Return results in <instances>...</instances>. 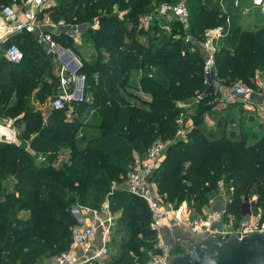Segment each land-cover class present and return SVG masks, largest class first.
Masks as SVG:
<instances>
[{"label":"trees","instance_id":"16d2710c","mask_svg":"<svg viewBox=\"0 0 264 264\" xmlns=\"http://www.w3.org/2000/svg\"><path fill=\"white\" fill-rule=\"evenodd\" d=\"M10 1L0 0V5ZM180 1L58 0L50 7L56 21L60 17L70 26L86 23L85 32L97 51L88 61L64 30L53 36L83 62L87 100L73 103L77 118L62 115L67 107L51 108L45 118L33 104V90L41 91L35 97L41 102L42 92L52 85L48 78L56 88L58 82L53 61L36 36L19 32L5 42H15L20 49L26 45L27 50L17 63L0 54V117L16 118L19 139L0 141V264H38L43 257L67 251L76 224L70 206L99 209L104 201L127 222L122 237H135V257L126 256L122 264L144 263L155 240L150 212L142 198L121 184L137 155L158 138L174 139L152 176L168 200L178 204L184 198L199 210L218 196L223 182L231 188L228 207L237 219L246 194L257 195L254 204L264 209V136L249 144L245 130L206 127L204 114L211 108L205 105L211 106L219 94L200 97L206 87L205 52L198 45L210 29L223 27V36L217 44L214 40L217 79L228 86H253L255 70L264 67V16L256 28H243L235 22L229 0H185L190 13L186 28L176 21L170 31L153 24L155 20L146 27L139 24L159 3ZM67 3L77 7L65 8ZM227 16L230 24L225 23ZM187 35L192 39L186 41ZM135 72L139 77L131 78ZM193 107V127L186 130V138H175L182 126L179 117L184 124ZM85 108L96 114L83 125L79 116ZM60 148H69L70 158L54 165Z\"/></svg>","mask_w":264,"mask_h":264},{"label":"built area","instance_id":"2783aa9c","mask_svg":"<svg viewBox=\"0 0 264 264\" xmlns=\"http://www.w3.org/2000/svg\"><path fill=\"white\" fill-rule=\"evenodd\" d=\"M53 1L11 0L9 3L0 5V52L7 61L19 62L23 56L20 47L15 42L7 43L4 46L5 42L9 40L10 36L19 32L34 34L37 41L45 46V53L58 65L55 73L58 79L57 89L51 99L50 107L60 110L73 103L87 100L85 96L86 74L82 71L83 62L77 52L71 47L61 44L50 32L41 30L39 13ZM228 4L235 11L236 18L239 15H255L257 13L264 15V0H229ZM223 9L226 12V8L223 7ZM189 18V8L185 0L173 4L161 2L152 13L142 15L139 24L146 27L152 20H155L153 24H159L162 29L170 31L171 22L176 21L186 28ZM65 26L64 21L59 20L52 27ZM223 34V27L210 29L206 33V38L198 43L205 52L203 70L209 65H214V40ZM185 39L189 41L192 38L187 35ZM257 83L260 84V80H257ZM251 92V87L237 82L233 83L228 90L221 92L218 99L229 102L247 96ZM1 118L0 137L11 141L15 140L16 133L13 126L16 118ZM166 145L167 143L159 141L149 146L144 155L136 158L131 164L124 182L121 184L128 193L145 201L151 217L150 228L155 233L153 251L149 253L144 263L137 264H170L171 253L177 249L179 240L182 238L202 240L208 235L225 238L230 233L264 232V221L260 218L252 221L242 217L237 219L229 211L228 206L232 201L231 188L226 189L223 182L218 184V196L210 198L208 203L199 210L191 207L185 201L178 206H172L164 204L162 199H158L152 190V176ZM223 193L225 194L222 195ZM107 207V201L100 209L82 207L84 209L82 214L77 207L81 223L75 224L71 228L69 249L43 264H100L101 259L108 254V236L113 224V216ZM181 230L183 235L178 237L176 242L171 241L173 233Z\"/></svg>","mask_w":264,"mask_h":264},{"label":"rangeland","instance_id":"374dc122","mask_svg":"<svg viewBox=\"0 0 264 264\" xmlns=\"http://www.w3.org/2000/svg\"><path fill=\"white\" fill-rule=\"evenodd\" d=\"M64 7L65 8H71V7L76 8L77 5H74V3L73 4L72 3H67V4L64 5ZM46 10L47 9H43V11H42L41 14H44V12H46ZM50 11H51V8L48 7L47 12H49L48 13V16H49L48 24H49V26H53L54 24L58 23L59 20H63V19H60V17H58L57 18L58 20L56 21L52 17V14L50 13ZM117 12H119V11L117 10ZM257 20H258V18H255L254 15H243V16L242 15L241 16L239 15V17L237 19H235V22L236 21L239 22L243 27L255 28L256 27L255 24H257ZM44 21H46V20H42L41 24H44ZM225 23L226 24H230L231 23V20H230V18L228 16H227V20L225 21ZM82 25H84V24H81V23L80 24H77L76 23V24H73L71 26L70 25H66L65 26V28H67V30H66L67 33L66 34L68 35V37L73 36L74 38H77V31L79 32L80 38L78 40V43L75 44V47L77 48V50L80 52V54L86 60L92 61V60L95 59V56L97 55V51H96V49H95V47L93 45V42L94 41L93 40H90L88 38L89 35L85 32V30H86L85 26H84V28H85L84 31H82V28H81ZM40 44H41V46L39 44L38 45L41 48V50H42V48H43V50H45V46L42 43H40ZM21 50H22V53H23L25 50H27V46L26 45L23 46L21 48ZM101 50H102L103 53H105V50L104 49H101ZM0 54H2V53L0 52ZM51 66H52V71H53L54 70L55 63L53 62V64H51ZM3 70L4 69H2V71ZM2 73H4V75L6 76V71H3ZM12 77H13V75H11V78ZM45 77L48 78L47 76H43V78H45ZM130 77L131 78H136L137 77L136 72L134 74H132ZM48 80H49L48 81L49 84H52V85H51V87H50V89L48 91L42 92L44 94V98H43V100L41 102H40V100H38V98H35L37 96V93H38L37 91H39L38 89L33 90V92L31 93V96H32L31 97V100L32 101H35L33 104L35 106H37L36 109L39 112H41V114H42L43 117H46L50 113V111H51L50 102H51V99H52L53 95L56 92V89H57L56 86H55V83H53V80L50 79V78H48ZM243 83H244V85L246 87L253 88L252 85L245 84V82H243ZM9 90H11V89H9ZM14 90H15L14 88H12V90H11L12 91L11 101H14L16 99V96L14 94ZM39 92L41 93V91H39ZM141 96L143 98H146V97H144V95H141ZM75 106L76 105L71 104L69 107H67L65 109V111H64V113H62V115L65 116L68 119L77 118V111L75 110ZM95 114H96V111L93 108H86L84 110V113H82L81 118H80V120L83 122V125H86V124H88L90 122V120H93V117L95 116ZM62 115H58V116H62ZM245 116L246 115H244V118H245ZM179 118H180L179 120H180L182 126L177 131V133L175 135V138L176 137L186 138V136H187L186 135V133H187L186 130L189 129L190 127L187 126V123H184L183 124L182 119H181L182 117H179ZM0 119H2V118L0 117ZM13 127H14V131L16 133V138H15V140H13L11 142H17V140H18V125L16 124V121H15V125ZM85 128L86 127H84V129ZM79 140H80L79 141V143H80L81 140H83V137L82 138H79ZM171 140H174V139H168V140H163L162 141V139L158 138V139L154 140L150 144V146H151L154 143L159 142V141H162V142L167 143V145L165 147V150L161 153V157L159 158L158 166L160 165L162 159L166 155V149H167V146L171 143ZM0 141L9 142V141H4V140H0ZM148 148L149 147H147L144 152H146ZM59 151H60L59 152L60 155H59L58 158H56V160L54 162V165H58V164L61 165L62 163H64V161L66 162L70 158L69 156L71 154V150L69 148H62V149L60 148ZM143 155H144V153L142 155H140V156H143ZM137 156L139 157V155H137ZM138 157H136V158H138ZM151 186H152V190L155 193V196L158 199H162V201H163L164 204H168V205L170 204L172 206H178L180 203H182L184 201L187 202L184 198H181L180 199L181 202H179L178 204H176L175 201L168 200L166 198V195L163 194V192L162 193L160 192L159 187H158V184H157V182L154 179L152 180V185ZM227 191H229V190H227ZM224 194L225 193H223L222 195H224ZM244 197H245L244 199L246 201H248V202H252V200L253 201L254 200L255 201L257 200V195H248V194H246ZM105 202L106 201L103 202V204L101 205V207L105 204ZM191 202H193V201H191ZM187 203H189V202H187ZM192 204L193 203H189L188 205H190L191 207H193ZM82 207L83 206H79V209H78V211L81 214L84 212V209ZM76 208H77V206L71 205L70 206V212H71V215L74 217V219L76 221V224H80L81 222H79V215L77 213ZM108 211H109V209H108ZM111 215L113 216V224H112V227L110 228V234L108 236V238H109V240H108V254L106 255L105 258L101 259L100 264H122L123 263V260L126 258V256L130 255L131 257H135L134 252L131 249L134 246L133 243H132V241H133V239L135 237L129 239V241L126 240L124 237H122L123 236V233L121 231V228L125 227V223L127 224V222L126 221H123V220L121 221L119 219L120 218V211L117 212V213H115V214L111 213ZM83 216H84V214H83ZM86 221H88V219H86ZM146 224H148V222ZM149 226H150V223H149ZM98 233H97V235L99 236ZM173 235H172L173 237L171 236L172 237V240L171 241L176 242V240L178 239V237H180L181 235H183V231L181 230V231H177L176 233L174 232ZM185 235L186 234L184 233V236ZM96 242H98V241L96 240ZM150 252H152V251H149L148 252V255H149ZM54 257L55 256L43 257L42 258L43 261H40V263H38V264H43V263L49 262Z\"/></svg>","mask_w":264,"mask_h":264},{"label":"crops","instance_id":"0c3cea01","mask_svg":"<svg viewBox=\"0 0 264 264\" xmlns=\"http://www.w3.org/2000/svg\"><path fill=\"white\" fill-rule=\"evenodd\" d=\"M57 2L58 0H54L52 3L48 4L43 9L48 10V7L55 5ZM47 10L46 12H44V14H41L43 10L39 13V19L41 20V22L42 20H46L44 21V24L41 25V30L50 32L52 36L55 35V32L59 33L60 30H64L66 32L67 28H64V27L55 28V27L49 26L48 24V19H49L48 13L49 12H47ZM263 16L264 15H260L258 13L254 15L255 18H258L257 24ZM81 24H84L81 27L82 31H84V29L86 28V23H81ZM257 24H255V26H257ZM243 28H248V27H243ZM248 29H254V28H248ZM70 37H72V44L73 46H75V44L78 43L80 34L77 31V38H74L73 36H70ZM221 37H219L216 40V44H217V41ZM226 54H230V53L227 52ZM52 61L54 62V60ZM214 65H215V62H214ZM57 67L58 65L55 63L54 73H56ZM137 77H139V74L137 75ZM257 80H260V84L257 83ZM253 86L254 87L252 88V92L250 94H248L247 96H243L241 98H237L233 101L224 102V101H220L217 97L214 100V102L211 103V106L207 105L209 103L207 102L205 105V108L207 109L211 108V110L210 112H205L204 114V122L206 124V127L208 129H211V128H214L215 126H219L223 128V132L231 131L232 127L235 132H240V131L245 130L250 133L248 134L249 144L262 138L264 136V67L261 69L255 70ZM229 87L230 86H228V84H226L225 82L218 80L216 92L220 94L221 92L228 90ZM141 95H144V97H146L145 99L149 98L148 95H145V94H141ZM195 109L196 108L194 107L192 109H189L187 118L185 121V123H187V126H189L190 128L193 127V121L191 119V116L194 114ZM84 110L82 113H84ZM81 115L79 116V118H81ZM244 115H246L245 118H244ZM27 147H28L27 149L29 150V152L34 153V151L31 148H29V146ZM244 198L245 197H243L241 206H240L241 207V212H240L241 217L251 220V221L256 218H260L262 221H264V209L261 208L260 206L255 205L254 204L255 200L254 201L252 200V202H248Z\"/></svg>","mask_w":264,"mask_h":264},{"label":"water","instance_id":"95a60500","mask_svg":"<svg viewBox=\"0 0 264 264\" xmlns=\"http://www.w3.org/2000/svg\"><path fill=\"white\" fill-rule=\"evenodd\" d=\"M206 87L200 97L215 95L218 79L213 66L204 69ZM0 140H11L0 137ZM171 253L170 264H264V232L230 233L225 238L208 235L202 240L182 238Z\"/></svg>","mask_w":264,"mask_h":264}]
</instances>
